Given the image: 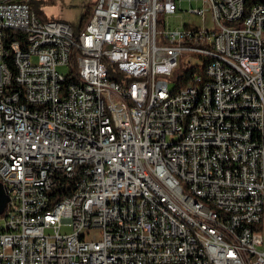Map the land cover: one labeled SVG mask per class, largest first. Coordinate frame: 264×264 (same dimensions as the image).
<instances>
[{"label":"built area","instance_id":"built-area-1","mask_svg":"<svg viewBox=\"0 0 264 264\" xmlns=\"http://www.w3.org/2000/svg\"><path fill=\"white\" fill-rule=\"evenodd\" d=\"M188 3L200 23L171 28L181 0H98L74 34L0 0V264H264V4L235 26L239 0Z\"/></svg>","mask_w":264,"mask_h":264},{"label":"rangeland","instance_id":"rangeland-1","mask_svg":"<svg viewBox=\"0 0 264 264\" xmlns=\"http://www.w3.org/2000/svg\"><path fill=\"white\" fill-rule=\"evenodd\" d=\"M31 7L36 13L42 16L45 22H60L69 25L72 28L74 34H79L80 31V21L81 18L87 11V8L94 9L97 5L98 0H28ZM180 10L182 11L179 15L167 19L169 21L171 28H177L180 26L181 22H196L200 23L195 17L189 16L187 14L190 5L188 0H181ZM192 7H195L192 4ZM164 18V17H161ZM35 62V59H32ZM178 63L180 67L185 71V73L191 68L194 72L198 70L203 71L204 63L202 59H199L193 54H183L179 56ZM57 71L64 74L66 69L64 67H58ZM183 85H178L177 87H182ZM176 86L173 85V88ZM172 85H170V89ZM107 106L113 107L112 101L106 100ZM3 221L0 220V227ZM62 234L69 235L71 233L70 228H62Z\"/></svg>","mask_w":264,"mask_h":264},{"label":"bare ground","instance_id":"bare-ground-1","mask_svg":"<svg viewBox=\"0 0 264 264\" xmlns=\"http://www.w3.org/2000/svg\"><path fill=\"white\" fill-rule=\"evenodd\" d=\"M251 17V8L245 10V0H239V11H236L234 18L235 26H242L246 23L247 19ZM7 32V26H0V33ZM215 40H222V32H215ZM48 50H57V42L48 41ZM199 59L203 60L204 68L202 72H206V64L214 63V55H204L200 56ZM219 67H226V59H219ZM195 74L194 69L191 68L186 73L180 68V75L183 76H192ZM183 85L182 81H175L173 83L175 88H173V93H181L183 90L182 87H177L178 85ZM64 86H68L64 88ZM62 89H69L67 82H62ZM194 100H201V92H194ZM103 116L105 122L108 123V133L111 137V140H119V130L117 124V116L114 115L113 107L107 106L106 100H103ZM168 148H178V141H168ZM0 187L3 189L4 194L7 200H10V191L6 184H0ZM7 200L5 206H7ZM156 208L161 210L163 214H173V206L166 201H156ZM198 209H205V201H198ZM179 224H186V215H179ZM197 255L199 259L207 258V250L205 246H197Z\"/></svg>","mask_w":264,"mask_h":264},{"label":"trees","instance_id":"trees-1","mask_svg":"<svg viewBox=\"0 0 264 264\" xmlns=\"http://www.w3.org/2000/svg\"><path fill=\"white\" fill-rule=\"evenodd\" d=\"M257 4H264V0H245V10L247 11V10H249L252 6H254V5H257ZM29 7H30V9L34 12V14L41 20V21H44L45 22V20L42 18V16L41 15H39L38 13H36L35 11H34V9L31 7V5H30V3H29ZM91 12H92V9H90V8H87V11H86V13L84 14V16L81 18V21H80V30H81V28L83 27V25L85 24V22L87 21V19H88V17L90 16V14H91ZM5 33H7V36H9V37H13V36H16V35H18V33H16L15 31H7V32H5ZM11 40V39H10ZM76 50H74V55L76 54ZM67 84L69 85V82H67ZM68 86H64V88H67ZM10 88H13L12 86L10 87ZM74 181L75 180H73V181H64L63 182V188L62 189H65V190H62L60 193H62V194H60V197H61V195L62 196H64L66 193L68 194V191H71L72 189L71 188H73V186H74ZM65 184H68V186L65 188ZM4 213H5V211L4 210H2V211H0V218L1 217H3L4 216Z\"/></svg>","mask_w":264,"mask_h":264},{"label":"water","instance_id":"water-1","mask_svg":"<svg viewBox=\"0 0 264 264\" xmlns=\"http://www.w3.org/2000/svg\"><path fill=\"white\" fill-rule=\"evenodd\" d=\"M6 196L4 194L3 189L0 187V211H2L4 209V206L6 204Z\"/></svg>","mask_w":264,"mask_h":264}]
</instances>
